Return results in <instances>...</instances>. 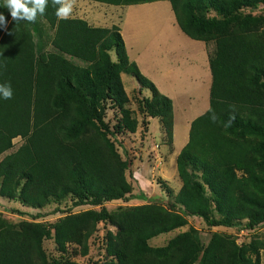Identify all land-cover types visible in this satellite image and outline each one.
Segmentation results:
<instances>
[{
    "label": "trees",
    "instance_id": "16d2710c",
    "mask_svg": "<svg viewBox=\"0 0 264 264\" xmlns=\"http://www.w3.org/2000/svg\"><path fill=\"white\" fill-rule=\"evenodd\" d=\"M93 1L130 5L157 0ZM167 1L183 33L214 42L208 51L209 105L190 122L188 140L176 157L182 183L175 196L178 212L149 204L124 212L115 224L113 254L119 264H249L240 248L218 256L211 244L203 247L192 240L156 255L147 240L184 225L187 215L209 226L253 229L264 224V35L247 20L231 21L238 10L264 6V0ZM209 13L219 21L212 24ZM122 71L150 90L143 108L150 117H159L171 142L172 101L129 61L117 26L58 19L52 0L35 22L10 17L6 26L0 24V84L13 90L11 99L0 97V155L13 147L14 138L23 140L0 159V196L17 197L23 206L33 207L66 193H72L73 206L152 201L131 191L127 162L104 120L109 100L122 112L118 129L135 130L136 122L124 108ZM213 112L216 122L210 119ZM165 191L171 195L170 188ZM98 215L110 217L105 208ZM48 225H15L0 218V264H48L42 246L51 233ZM54 240L64 243L58 229Z\"/></svg>",
    "mask_w": 264,
    "mask_h": 264
},
{
    "label": "rangeland",
    "instance_id": "374dc122",
    "mask_svg": "<svg viewBox=\"0 0 264 264\" xmlns=\"http://www.w3.org/2000/svg\"><path fill=\"white\" fill-rule=\"evenodd\" d=\"M91 0L75 1L73 15L76 16H102V11L97 12L91 8ZM6 0H0V13L8 21L10 20V10L5 7ZM89 4V5H87ZM159 6L160 9L157 7ZM106 17L109 23H117L119 11L106 10ZM96 11V12H95ZM126 10H123V15ZM172 15L168 1H159L156 5L150 3L141 4L136 7L128 16L126 29L129 34L137 32L141 39V48L145 55L161 54L159 41H167L166 20H170ZM105 17V18H106ZM211 23L219 21L215 13H209ZM242 22L247 20L264 35V6L258 4L257 7H247L238 10L235 18L231 21ZM107 22V23H108ZM156 37H161L158 41ZM153 39V44L149 40ZM214 47V42H208L209 51ZM152 51V52H151ZM110 58L116 60L113 51H110ZM75 63L86 66L87 63L79 62L71 58ZM120 80L127 101L124 108L129 111L130 119L135 120V130L130 133L126 129H118L117 122L122 118V112L111 101L106 100L104 120L112 131L109 137L123 160H126L125 177L131 186L134 194L145 193L152 201L131 199V200H110L104 201L99 205H80L73 206L72 193L50 196L44 200L40 206H23L18 202L17 197L8 199L0 196V218L17 225L22 221L30 223L49 224L50 236L42 242L48 264H119L118 259L113 254V247L118 237V229L115 224L124 216V212L131 210L139 205H150L160 207L167 213L178 212L179 203L175 200L176 193L181 187V180L176 172L175 151L182 147L185 134L188 135L189 119L197 117L198 111L204 109L207 104L204 93L197 101L196 108L186 110V116L179 112L178 106L187 108L196 102L192 98L185 99L190 95L191 87H196L194 79H189L176 89L177 99L172 100V105L176 107V139L174 145L168 141L165 131L161 125L159 117H150L143 108V100L150 97V90L140 86L136 79L126 72L119 73ZM192 81V82H189ZM188 92V93H187ZM195 96V95H194ZM208 97V96H207ZM201 105V106H200ZM23 140L20 137L13 139V147L3 152L0 159L8 152L14 151ZM143 173L144 178L137 179V173ZM151 172V173H150ZM162 172H164L162 174ZM165 187L171 189V195L165 191ZM18 195V193L16 194ZM101 208H105L109 218L102 219L97 216ZM17 210V211H16ZM55 225V227H52ZM55 229H58L59 236L63 240V245L55 242ZM188 235H182L184 233ZM194 241L203 247L211 244V250L216 255L221 251H233L238 248L244 250L249 259V264H264V224L253 229L239 227L209 226L198 216H186L185 224L171 229L167 232L157 234L147 240V246L156 255H164L174 247H179L181 242ZM194 264H199L197 260Z\"/></svg>",
    "mask_w": 264,
    "mask_h": 264
},
{
    "label": "crops",
    "instance_id": "0c3cea01",
    "mask_svg": "<svg viewBox=\"0 0 264 264\" xmlns=\"http://www.w3.org/2000/svg\"><path fill=\"white\" fill-rule=\"evenodd\" d=\"M79 1L80 0H75ZM87 1V0H83ZM159 1H167V0H157L153 2H146L150 3L151 5H156ZM91 3V9L96 10L97 12L102 11V16L100 18L99 15L91 16H76L73 15L74 12H72L71 17H78L86 20L88 24L92 26H100V27H111L112 25H115L119 28V32L122 36V39L124 41L126 54L128 56L129 61L134 62L139 71L148 78L157 88V90L167 96L171 101L175 98L177 99L180 95H177L176 89L179 85L184 84L185 81L189 79H194L195 82L193 84L196 87H191L190 95H186L185 99L192 98L196 102L192 103L187 108H184L182 106H178L179 112L182 114H186V110L191 108H196L198 105L199 100L201 99V93H204V100L205 96L207 99V104L203 105V110L198 111L196 114H202L206 111L209 105V92H210V85H211V73L209 68V61H208V43H206L203 40L193 39L187 36L185 33L181 31L179 28L176 19L174 17V13L171 9L170 3L169 7L171 9L172 15L170 17V20H166V25L169 28L167 30V38L169 43L167 41H159V47H161V54H158V52L155 53V55H150L147 57L146 55L145 60H143V54L145 53L143 51V48H141V39L138 38L137 32L135 34L131 33L129 34V30L126 29V25L128 24V16L134 10L136 7H141V4L145 3H138V4H130V5H111L106 3H101L98 1L87 2ZM89 5V4H87ZM106 10L111 9L114 12L119 13V18L117 19V23H109V17H106L107 12ZM159 9L160 7L157 6ZM75 7L73 8L74 11ZM119 9V10H118ZM123 10H126V12L123 15ZM95 11V12H96ZM106 17V18H105ZM108 22V23H107ZM161 37H156L154 40H159ZM149 43L153 44V39L149 40ZM141 45V46H139ZM152 52V51H151ZM192 82V81H189ZM188 93V92H187ZM195 95V96H194ZM208 96V97H207ZM200 105V106H201ZM173 109V137H172V144L174 145L175 139H176V107L175 105H172ZM198 116V115H197ZM184 117H187L186 115ZM193 119H189L187 121V125H190V122ZM189 130V129H188ZM188 140V135L185 134V139L183 141L182 147L185 145V143ZM182 147H179L175 151V158L177 157L180 149ZM176 160V159H175ZM177 172V168H176ZM151 173V172H150ZM164 172H162L163 174ZM164 175V174H163ZM144 174L143 173H137L135 177H138L137 179H142ZM178 176V174H177Z\"/></svg>",
    "mask_w": 264,
    "mask_h": 264
},
{
    "label": "clouds",
    "instance_id": "9594fccd",
    "mask_svg": "<svg viewBox=\"0 0 264 264\" xmlns=\"http://www.w3.org/2000/svg\"><path fill=\"white\" fill-rule=\"evenodd\" d=\"M56 6V16L58 19L64 20L70 18L75 0H52ZM48 0H6L5 7L10 10L11 17L15 21L26 20L28 22H35L38 15H43L46 11ZM0 24L7 25L6 17L0 13ZM13 90L10 84H0V97L3 99H11ZM235 117L233 116L232 119ZM210 119L216 122L217 116L213 112ZM231 124V119L225 125L227 127Z\"/></svg>",
    "mask_w": 264,
    "mask_h": 264
}]
</instances>
